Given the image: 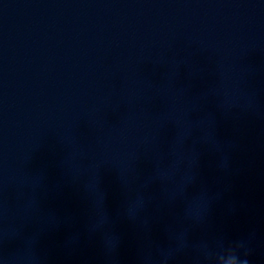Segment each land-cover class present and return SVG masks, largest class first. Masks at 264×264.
Returning a JSON list of instances; mask_svg holds the SVG:
<instances>
[{"label":"clouds","instance_id":"clouds-1","mask_svg":"<svg viewBox=\"0 0 264 264\" xmlns=\"http://www.w3.org/2000/svg\"><path fill=\"white\" fill-rule=\"evenodd\" d=\"M250 255L251 248L247 240L233 241L223 254L215 258V264H250Z\"/></svg>","mask_w":264,"mask_h":264}]
</instances>
